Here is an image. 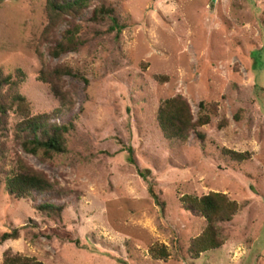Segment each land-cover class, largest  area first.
Listing matches in <instances>:
<instances>
[{"label":"rangeland","instance_id":"obj_1","mask_svg":"<svg viewBox=\"0 0 264 264\" xmlns=\"http://www.w3.org/2000/svg\"><path fill=\"white\" fill-rule=\"evenodd\" d=\"M103 2L127 25L117 41L107 24L88 21ZM45 4L0 0V68L5 74L22 71L18 85H5L4 93L24 95L32 115L51 114L60 103L51 84L40 80L42 68L65 63L88 82L62 78L73 106L51 121L74 119L67 154L42 161L25 152L15 136L22 117L14 107L5 115L6 129L0 125V234L19 231L17 239L0 244V264L7 249L43 264H264V0H91L81 15L65 16L50 40L41 41ZM77 23L87 44L52 57L55 39ZM155 75L169 79L161 83ZM176 94L187 97L195 114L201 100L219 103L218 116L200 128L204 144L194 134L184 143L161 131L159 103ZM222 118L229 123L219 128ZM223 148L252 154L239 163ZM19 158L63 191L48 200L64 206L57 224L72 231L79 246L48 238L55 222L38 210L41 196L8 193L6 180ZM211 191L228 194L241 209L223 225L224 245L195 259L188 246L206 220L186 211L180 197ZM154 243L171 251L167 260L150 255Z\"/></svg>","mask_w":264,"mask_h":264},{"label":"trees","instance_id":"obj_2","mask_svg":"<svg viewBox=\"0 0 264 264\" xmlns=\"http://www.w3.org/2000/svg\"><path fill=\"white\" fill-rule=\"evenodd\" d=\"M91 0H46L45 14L47 24L41 33V41L50 40L55 27L65 16L73 18L82 14L88 8ZM88 21L93 24H107L106 32L112 33L115 40H119L127 25L121 21L116 14L115 7L104 2L96 5ZM53 40V39H52ZM86 32L81 24H73L62 33L61 38L55 39L51 46L50 54L54 58H59L64 53L78 51L87 44ZM17 75V77H14ZM22 71L5 74L0 68V125L1 129H6V113L14 107L22 117L15 126V136L21 143L23 150L31 155L37 156L42 161L52 158L56 154H67L69 152L68 135L76 128L74 119L66 123L51 121V117L60 113L63 108H71L73 100L63 89L62 78L65 75L82 77L88 80L75 70L72 66L60 63L52 68H42L39 78L51 84L53 94L59 100V108L55 113L32 115L30 104L27 98L20 92L10 91L5 94L3 89L7 85L13 90L21 80ZM155 79L161 83L168 81L167 75H155ZM198 112H193L192 106L186 96L176 94L168 97L159 103L156 111L157 123L168 139H175L187 142L191 134H194L202 144L206 135L200 130L201 127L210 124L213 117L219 114V103L216 101L201 100L198 104ZM234 119H240L239 111L234 114ZM229 123L227 118H222L218 127L223 128ZM223 154L236 162H243L251 157L249 151H236L229 148L222 149ZM128 158L133 159V148L128 147ZM139 174L148 182V190L151 196L157 201L162 209L165 202L160 199L154 188V184L149 180L145 170L139 168ZM6 189L10 195L16 198H31L37 200L41 196L44 201L37 205L38 210L45 213L49 219L55 222L49 228L48 238L56 237L62 241L80 245V240L75 238L72 231L57 224L62 218L64 206L48 200V197L58 198L63 196V191L56 186L45 172L35 169L25 160L19 158L18 169L8 176ZM183 208L200 217L205 218L206 225L202 232L190 240L188 254L192 258H199L202 253L217 249L224 245L226 237L223 225L233 220L241 209V205L232 199L228 194L218 191H211L206 194H183L180 197ZM19 237V231L12 229L11 232L0 234V244L7 240H14ZM149 253L155 260H167L171 251L164 245L154 243L149 247ZM2 264H43L37 258L20 253H15L12 249H7L3 253Z\"/></svg>","mask_w":264,"mask_h":264}]
</instances>
